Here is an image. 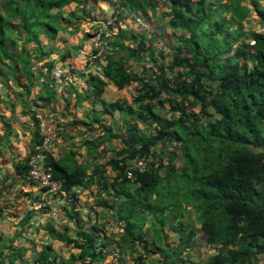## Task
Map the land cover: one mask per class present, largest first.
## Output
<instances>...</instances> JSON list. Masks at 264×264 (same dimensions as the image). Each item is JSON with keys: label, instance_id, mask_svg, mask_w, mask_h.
<instances>
[{"label": "trees", "instance_id": "trees-1", "mask_svg": "<svg viewBox=\"0 0 264 264\" xmlns=\"http://www.w3.org/2000/svg\"><path fill=\"white\" fill-rule=\"evenodd\" d=\"M75 1L0 0V84L4 88L30 69L33 55L41 49L40 37L51 40L59 31L63 16L52 10ZM150 1L122 0V4L144 10ZM161 1L169 10L170 27L182 33L177 45L168 46L169 63L154 66L157 73L152 77L135 76L126 62L140 60L144 45L128 48L116 35L112 46L120 58L103 71L118 78L119 89L138 84L136 109L126 108L133 121H126L123 147L109 162L117 177L107 183L103 170L95 171L105 193L123 197L109 208L124 223V232L119 237L110 235L103 247L109 240L120 253H134L139 245L145 250L153 246L164 254L162 264H177L180 258L170 260L191 247L196 233L185 234L178 222L181 229H172L178 244L171 253L164 244L168 238L164 226L165 211L174 207L180 212L193 210L205 243L219 248L206 264H252L253 259L264 258V5L238 0L241 18L236 20L231 0L228 4L220 0L216 6L207 0ZM240 1L249 5L241 6ZM249 11L262 32L244 35L241 19ZM223 13L232 16L229 21L221 17ZM29 42L35 44L33 54L26 48ZM37 77L39 81L41 74ZM38 84L50 91L48 82ZM164 100L170 105L168 117L162 115ZM148 156L152 158L148 170L127 179L126 162ZM61 163L49 165L65 191L92 183L93 177L87 176L83 166L66 168L69 174L63 172L58 178L57 170L66 171ZM95 232V228L81 230L80 252L64 264H94L104 259L95 250ZM51 234L63 239L53 230ZM235 244H239L237 249L232 248ZM2 256L0 252V260ZM35 264L56 263L48 262L45 251Z\"/></svg>", "mask_w": 264, "mask_h": 264}, {"label": "crops", "instance_id": "crops-1", "mask_svg": "<svg viewBox=\"0 0 264 264\" xmlns=\"http://www.w3.org/2000/svg\"><path fill=\"white\" fill-rule=\"evenodd\" d=\"M150 2L151 6L146 4L144 10H131L122 0H76L52 10V13L60 12L64 20L55 37L48 40L41 36V49L33 55L30 69L18 81H10L9 88L0 84V252L3 253L0 264H35L36 258L45 251L48 262L64 264L71 255L80 252L77 248L81 243L79 233L88 229L87 216L64 204L61 195H45L40 186L27 177L24 161L35 152L39 141L36 120L29 107L38 96L42 98L37 100L40 111L57 119L61 129L46 165L53 170L49 165L51 161L64 162L61 166L66 171L57 170L58 178L63 172L69 174L66 168L73 170L76 166H83L87 176L93 177L89 186L63 189V195L79 200L83 206L93 207L102 221L101 227L114 217L109 207L121 202L123 197L105 193L101 188L103 181L95 171L103 170L107 183L117 177L109 162L123 147L126 121H133L126 108L136 109L138 84L119 89L118 78L103 73L109 62L120 58L116 54L107 57L100 71L98 64L87 62L93 51L91 35L96 23L110 18L119 3L121 16L114 29L116 35L128 48L144 45L146 50L140 60L129 59L126 67L137 77L154 76L148 66L169 63L159 47L175 46L182 33L170 27L166 4L161 0ZM262 31L260 26L257 32ZM26 48L33 54L35 44L29 42ZM68 71L77 76L71 86L59 92L57 84ZM38 74H41L40 80L45 78L55 88L50 87L48 92L41 88ZM138 125L142 129L141 124ZM52 230L63 239L53 236ZM171 235L175 238L169 243L167 238L164 244L173 250L178 240L175 233ZM195 238L183 255L190 253ZM107 247L118 250L115 244ZM149 249L137 248L134 253L123 249L119 253L135 264H162L164 254L157 247L152 252ZM103 258L94 264H116L105 255ZM177 258L181 259L177 264H195L181 256H175L173 261Z\"/></svg>", "mask_w": 264, "mask_h": 264}, {"label": "built area", "instance_id": "built-area-1", "mask_svg": "<svg viewBox=\"0 0 264 264\" xmlns=\"http://www.w3.org/2000/svg\"><path fill=\"white\" fill-rule=\"evenodd\" d=\"M120 4L117 3L113 12L107 20H102L96 23L92 32V48L93 51L88 56V63L91 65L98 64L100 71L101 65L104 66L107 57L115 55L114 48L112 46L114 38L116 37V30H114L119 22L121 16ZM168 60L171 57V50L169 47L160 46L158 49ZM107 63V62H106ZM152 73L156 74V69L153 66H148ZM77 75L74 72L68 71L65 76L60 78L58 82V91L62 92L74 81ZM40 83H47L45 79H41ZM49 86L53 88L50 81ZM55 88V87H54ZM40 102L35 100L30 104L29 112L33 114L38 132V145L35 152L30 154L26 159L27 165V177L37 183L42 189L45 195L57 196L61 195L64 204L71 205L73 209L88 217L87 227L89 229L95 228L97 236V242L95 246L96 252H101L103 255L109 257L116 264H135L125 260L116 249H110L109 247H103V242L114 234L119 237L124 232V223L112 217V219L105 222V227L102 226V221L99 219L97 211L91 206H83L79 200L71 196L63 195V181L54 178L52 170L46 165L48 156L52 152L53 145L60 138V126L58 120L45 115L40 111ZM152 162L150 156L146 158H135L126 162L124 168V175L127 179L133 180L135 174H143L148 170L149 164Z\"/></svg>", "mask_w": 264, "mask_h": 264}, {"label": "rangeland", "instance_id": "rangeland-1", "mask_svg": "<svg viewBox=\"0 0 264 264\" xmlns=\"http://www.w3.org/2000/svg\"><path fill=\"white\" fill-rule=\"evenodd\" d=\"M207 1L210 2V4L213 6H216V5H218V3H220V0H207ZM257 2L260 3L261 5H264V0H257ZM221 3L226 4L227 0H222ZM230 4L234 5L233 7L231 6V8L234 11L232 14L234 15L235 19L240 20V18H241V13H240L241 11L239 9L240 6L236 5V4H238V0H231ZM240 5L241 6H247V5H249V3L247 4V2H244L241 4V1H240ZM230 16L231 15L228 13H223L221 15V17L224 19H227V21L230 20ZM241 22H242V27H243L242 31H243L244 35L248 34L251 31H259L260 25L256 23L255 16L252 12H250V11L247 12L246 18L244 17L243 19H241ZM177 44H178V42L176 43V45ZM165 46L168 47L169 45H166V44L162 45V47H164V48H165ZM169 107H170L169 103L164 100V103H163V110L164 111H163L162 115H164V113H165V116L168 117ZM201 121L203 122L204 119L202 118ZM142 128H143V126H142ZM145 130H146V128L143 131L145 132ZM168 152L169 151L167 150V153ZM163 173H164V171L161 174H163ZM179 214H181L180 219H178ZM165 218H166V220H165L166 223L164 226V230L166 233L168 232V234H169L168 243H169V240H172L171 238H175V237H173V235H171L174 232V230H172V229H175V230L179 229L180 225L178 224V222H180V221L182 222L181 226H182V230L185 234L189 230H194V232L196 233L195 245H193V248L190 249V251H189L190 253H188V255H183V254L181 255L182 259H185V260L190 259L195 264H206L210 260V258L212 256H214L217 253V251L219 250V248L216 247L215 245H207L205 243L204 235L199 231V224L197 221V215L193 210L188 211V212H180L177 208L169 207L165 211ZM156 228H158V227H156ZM152 234H153V230L149 229V235L151 236ZM174 236H176V235H174ZM177 237H178V235L176 236V239H177ZM106 244H107V246H112L115 244V242L112 240H109V241H107ZM238 246H239V244H235L232 246V248L237 249ZM138 248L143 249L141 245H139ZM153 249H154V247L152 246V247H150L149 250H151V252H152ZM162 249L165 250L166 252L169 251L167 248H164V247H162ZM228 249H230V247ZM172 252H173V250L171 251V253ZM175 255H177V254H175ZM187 256H189V257H187ZM174 259H175V256L172 257L170 262H173L172 260H174ZM170 264H173V263H170ZM252 264H264V258L262 256H259L256 258V260L255 259L252 260Z\"/></svg>", "mask_w": 264, "mask_h": 264}, {"label": "bare ground", "instance_id": "bare-ground-1", "mask_svg": "<svg viewBox=\"0 0 264 264\" xmlns=\"http://www.w3.org/2000/svg\"><path fill=\"white\" fill-rule=\"evenodd\" d=\"M154 67V66H153ZM57 179V178H56ZM59 180H61V179H59Z\"/></svg>", "mask_w": 264, "mask_h": 264}]
</instances>
